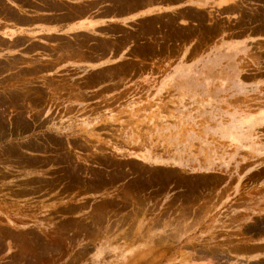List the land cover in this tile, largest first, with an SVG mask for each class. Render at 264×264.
<instances>
[{
	"label": "rangeland",
	"instance_id": "1",
	"mask_svg": "<svg viewBox=\"0 0 264 264\" xmlns=\"http://www.w3.org/2000/svg\"><path fill=\"white\" fill-rule=\"evenodd\" d=\"M229 1L231 8L217 12H209L210 2L0 57V264H163L249 254L245 242L264 236V0ZM8 2L0 0V13L3 6L14 19ZM82 2L42 8L123 5ZM65 54L109 55L113 63L58 69ZM171 66L236 71L231 130L240 133V147L211 144L188 128L168 130L145 91L125 87L147 67ZM180 151L227 169L192 175L123 164L139 162L137 153Z\"/></svg>",
	"mask_w": 264,
	"mask_h": 264
},
{
	"label": "crops",
	"instance_id": "2",
	"mask_svg": "<svg viewBox=\"0 0 264 264\" xmlns=\"http://www.w3.org/2000/svg\"><path fill=\"white\" fill-rule=\"evenodd\" d=\"M1 1L3 6L8 2ZM12 1L13 3H8L10 10L15 14L14 19L6 17L3 6L4 12L0 13V57L20 55L21 51L29 49L30 46L43 47L52 44L51 40L59 36L70 37L81 31H94L111 25H127L142 18L174 13L187 7L201 8L211 2L209 12H217L232 6L229 3L232 0L227 5L226 0H148L139 6H132L131 0H119L123 2L121 7L111 5L108 9H89V12L84 8L75 13H68L43 9L42 6L47 2L58 8L78 7L83 4V0ZM20 4H24L26 8L21 9ZM115 57V61H118L124 54ZM112 59L113 56L109 55L100 60H87L83 56L73 57L65 54L60 63L62 66L58 69L76 67L98 71L109 68L113 63ZM144 72L146 76L127 83L125 87L133 91L144 90L142 98L152 106L151 113H159V121L165 124L168 130L180 131L188 128L193 131L192 135H202L211 144L240 147L243 142L240 133L231 130L234 124L233 119L231 122V101L240 95L231 88L236 78H231L230 75L236 71H231L228 67L171 66L162 70L147 67ZM118 151L123 152L126 149L119 147ZM181 153L183 152H176L170 157L161 153L156 157L151 153H137L133 159L139 162L127 161L123 164H138L155 170L180 171L192 175H214L224 173V169H227L226 164L218 159L212 163L193 162L178 157L177 154ZM245 245L249 254L229 261L199 257L191 262L176 260L164 261L163 264H264V236L245 242Z\"/></svg>",
	"mask_w": 264,
	"mask_h": 264
},
{
	"label": "bare ground",
	"instance_id": "3",
	"mask_svg": "<svg viewBox=\"0 0 264 264\" xmlns=\"http://www.w3.org/2000/svg\"><path fill=\"white\" fill-rule=\"evenodd\" d=\"M227 8V7H226ZM6 136V135H5Z\"/></svg>",
	"mask_w": 264,
	"mask_h": 264
}]
</instances>
